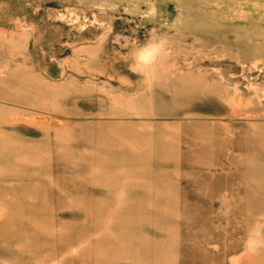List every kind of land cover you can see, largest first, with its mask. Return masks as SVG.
<instances>
[{"label": "rangeland", "instance_id": "rangeland-1", "mask_svg": "<svg viewBox=\"0 0 264 264\" xmlns=\"http://www.w3.org/2000/svg\"><path fill=\"white\" fill-rule=\"evenodd\" d=\"M0 264H264V0H0Z\"/></svg>", "mask_w": 264, "mask_h": 264}, {"label": "clouds", "instance_id": "clouds-1", "mask_svg": "<svg viewBox=\"0 0 264 264\" xmlns=\"http://www.w3.org/2000/svg\"><path fill=\"white\" fill-rule=\"evenodd\" d=\"M166 40H150L136 52V62L132 65L133 71H145V67L156 61V59L166 52Z\"/></svg>", "mask_w": 264, "mask_h": 264}, {"label": "bare ground", "instance_id": "bare-ground-1", "mask_svg": "<svg viewBox=\"0 0 264 264\" xmlns=\"http://www.w3.org/2000/svg\"><path fill=\"white\" fill-rule=\"evenodd\" d=\"M6 235V234H5ZM3 237H5V236H3ZM7 237V236H6ZM4 241V240H3ZM20 244V243H19ZM22 244V243H21ZM22 246H23V244H22ZM248 254V253H247ZM249 254H252V253H249ZM240 255H242V254H240ZM249 257V256H248Z\"/></svg>", "mask_w": 264, "mask_h": 264}]
</instances>
